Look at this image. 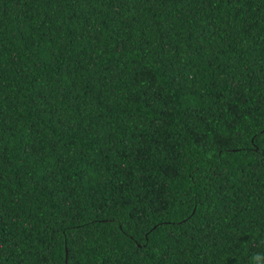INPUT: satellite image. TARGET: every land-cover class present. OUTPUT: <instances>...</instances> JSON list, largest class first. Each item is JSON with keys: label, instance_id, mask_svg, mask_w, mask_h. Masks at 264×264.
Masks as SVG:
<instances>
[{"label": "trees", "instance_id": "obj_1", "mask_svg": "<svg viewBox=\"0 0 264 264\" xmlns=\"http://www.w3.org/2000/svg\"><path fill=\"white\" fill-rule=\"evenodd\" d=\"M0 264H264V0H0Z\"/></svg>", "mask_w": 264, "mask_h": 264}]
</instances>
